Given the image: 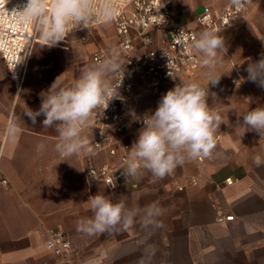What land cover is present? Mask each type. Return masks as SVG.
<instances>
[{"label":"crops","instance_id":"1","mask_svg":"<svg viewBox=\"0 0 264 264\" xmlns=\"http://www.w3.org/2000/svg\"><path fill=\"white\" fill-rule=\"evenodd\" d=\"M170 1L174 24L189 27L196 25L199 13L221 10L232 2ZM215 32L227 48L222 65L237 69L240 75L238 68L243 69L246 78L249 58L256 61L264 53V0H254L231 27ZM64 42L53 47L35 42L21 89L0 55V170L8 179L0 185V264H264V164L254 163L256 155L264 159L259 135L253 131V138H247L252 131L244 135L239 131V140L231 145L238 148V157L226 151V143L217 146L218 135L210 157L188 160L163 179L142 169L132 177L137 187L111 189L102 182L89 186L84 177L89 164H115L118 158L105 151L65 158L55 150V126L43 127L42 115L33 124L24 111L39 109L40 93L58 76L63 74L61 86H71L85 68L97 63L94 54L101 49L105 56L115 49L123 63L125 56L111 23L92 29L87 42ZM84 47L89 48L88 55L82 54ZM244 84H254V108L264 105V89L247 79ZM166 88L165 93L171 86ZM161 97L129 101L130 141L139 134L134 116H143L139 113L148 109L139 101ZM248 110L252 109L239 112L243 115ZM92 119L84 132L90 140L96 131ZM119 151L123 152L122 145ZM229 177L236 180L227 184ZM98 193L140 209L132 226L93 235L78 230V222L93 215L88 200ZM151 205L163 209V214L147 217L145 210ZM224 214L235 217L220 218ZM51 230L68 233L76 248L72 261H62L46 247Z\"/></svg>","mask_w":264,"mask_h":264},{"label":"clouds","instance_id":"2","mask_svg":"<svg viewBox=\"0 0 264 264\" xmlns=\"http://www.w3.org/2000/svg\"><path fill=\"white\" fill-rule=\"evenodd\" d=\"M232 3L240 7L242 0H232ZM13 13L21 23L35 21L44 46L53 47L64 41L74 28H88L93 21H109L115 9L111 0H101L99 6L97 0H28L23 11ZM218 33L204 30L190 42V47L200 55L201 67L208 69L206 88L196 81L181 80L162 95L154 112L134 116L142 127L131 148L123 147L129 152L122 173L126 179L136 177L142 169L163 179L188 160L211 156L217 144L215 134L223 123L222 116L208 104L209 84H218L221 75L215 74V68L227 52L224 38ZM177 43H184L182 34L177 36ZM124 71L125 66L113 49L102 61L85 68L71 86H61L63 74L58 76L47 91L40 93L39 109L33 111L26 107L24 114L33 124L42 115L43 127L55 126L58 133L55 150L61 156L94 155L96 145L84 134L85 129L97 109L104 111L111 100L119 97L118 88L123 78L114 85L110 76L121 72L123 76ZM246 71L248 76L241 81L247 79L264 89V53L256 61L249 58ZM212 96L215 100L214 93ZM247 99L250 103L251 98ZM236 128L243 135L254 131L260 137L258 142L264 141V105L245 112ZM254 163L261 166L264 159L256 155ZM90 175L96 178L94 172ZM111 187L115 188V183ZM88 204L93 215L79 221L78 230L89 235L111 232L118 227L127 230L141 211L128 208L123 199L114 202L102 193L91 196ZM145 212L147 217L154 218L162 215L163 209L151 205Z\"/></svg>","mask_w":264,"mask_h":264},{"label":"built area","instance_id":"3","mask_svg":"<svg viewBox=\"0 0 264 264\" xmlns=\"http://www.w3.org/2000/svg\"><path fill=\"white\" fill-rule=\"evenodd\" d=\"M254 0H242L240 7L232 2L221 10L207 9L196 17L193 27L174 24V14L170 0H111L115 15L107 22L93 21L88 28L77 27L70 33H76L81 39H87L88 33L98 26L111 23L116 28L118 46L125 56L122 72L112 75V83L118 84L119 97L111 100L103 111L97 109L93 113L92 122L96 126L93 143L96 152L105 151L118 158L115 164H89L84 170V177L89 186L102 182L111 189L123 185L137 187L132 177H124L123 169L128 159L133 142L127 137L128 103L136 97H159L165 94L169 83L180 74L194 73L200 69V55L190 47L191 39L204 30L219 31L231 27L238 17L244 15ZM28 0H0V55L8 73L14 80L17 89L24 83L30 52L37 41V24L21 23L14 11H23ZM101 0H97V6ZM69 33V34H70ZM183 35L184 43H177V36ZM101 49L94 54L98 63L105 58ZM142 117V116H138ZM138 129L141 123L135 121ZM122 145L123 152L119 151ZM202 159V158H200ZM94 172L95 177L90 173ZM236 179L229 177L227 184ZM192 182H196L195 179ZM8 183V179L0 170V185ZM115 183L116 187L112 188ZM233 214H224L220 218L234 219ZM46 247L62 261L70 262L76 255L68 233L51 230Z\"/></svg>","mask_w":264,"mask_h":264},{"label":"rangeland","instance_id":"4","mask_svg":"<svg viewBox=\"0 0 264 264\" xmlns=\"http://www.w3.org/2000/svg\"><path fill=\"white\" fill-rule=\"evenodd\" d=\"M224 30V29H223ZM37 41H43L41 38V32L37 27V35H36ZM65 39H69L70 41L72 39H77L81 42H87V39L83 40L81 39L76 33H70ZM254 39V38H251ZM255 39H258L257 37ZM262 45L264 50V37L262 38ZM252 42V40H251ZM59 43H65L64 41H61ZM68 44V43H66ZM249 44H246V47H249ZM253 46H255L253 44ZM257 46H260V43L257 44ZM89 48L84 47L82 49V54L88 55ZM240 70V73L243 75V69L238 68ZM208 69L200 67L199 70H197L194 73H187V74H180L176 76L170 83L169 87L170 89L174 88L172 86H176V84L181 83V80L185 82L190 81H196L198 82L202 87H207V73ZM215 74L221 75L220 80L218 84L212 85L209 84V97H208V104L210 107H212L215 111H217L223 119V123L220 125L219 130L216 132L215 137L219 135L218 138V147L221 148V143H226L229 145L226 148V151L233 152V157H238V148L233 147V143H237L239 140V131L240 129H237V122L238 119L242 121V114H240V109H253L254 104V98L253 97V90H254V84L247 85L244 84V81H241V78L244 77V75H240L237 71V69H230L227 67H224L222 65V62L218 63L215 68ZM248 76V74H247ZM237 78L236 82H233V79ZM167 86V87H168ZM167 89V88H166ZM169 89V90H170ZM251 92V97H249ZM215 94V100L213 99L212 94ZM152 98V97H151ZM154 98V97H153ZM247 98H251V102L249 103ZM158 101H154V99H148L147 101H139L141 107H146L147 110H143L141 113H148V112H154L155 109L158 106ZM145 105V106H144ZM254 132H250V135L247 138H253ZM237 160V158H235Z\"/></svg>","mask_w":264,"mask_h":264}]
</instances>
